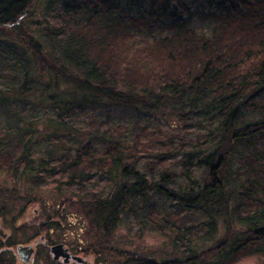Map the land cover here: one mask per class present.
I'll use <instances>...</instances> for the list:
<instances>
[{
	"label": "trees",
	"instance_id": "1",
	"mask_svg": "<svg viewBox=\"0 0 264 264\" xmlns=\"http://www.w3.org/2000/svg\"><path fill=\"white\" fill-rule=\"evenodd\" d=\"M0 63L26 70L22 97L38 68L69 88L78 98L63 114L87 103L177 121L40 153L33 131L12 125L0 132V171L80 192L102 238L141 205L171 250L127 252L123 264H264V0H0ZM94 181L111 183L104 197L88 194Z\"/></svg>",
	"mask_w": 264,
	"mask_h": 264
},
{
	"label": "rangeland",
	"instance_id": "2",
	"mask_svg": "<svg viewBox=\"0 0 264 264\" xmlns=\"http://www.w3.org/2000/svg\"><path fill=\"white\" fill-rule=\"evenodd\" d=\"M43 6L42 1L34 6L33 21H40L42 16L39 12ZM195 26L200 33H207L209 30L203 24ZM43 46L45 50H49L48 44ZM6 68L7 66L0 63L1 94L6 91L5 95L8 96L7 101L0 104V132L3 129L9 130L12 125L28 128L33 131L34 143H37L34 152L37 153L43 151L41 148L51 147L55 142L59 143L54 147L61 149L63 145L72 147L85 141L97 145L108 138L130 140L137 125L136 121L146 124L150 130L157 128L164 131L170 124L177 122L169 113V117L165 118L145 113L136 115L132 111L103 104H80V109L72 108L73 112L63 114L57 107H62V102L66 106L67 101L70 102L73 97L78 98L72 95L69 88H64L59 83L54 85L53 78L39 68H34L35 71H30L33 78L29 83L31 91L22 97L16 90L19 89L17 86L24 73L21 72L25 69L12 68L8 71ZM48 94L55 99V105L48 100ZM57 115L63 120V127L55 123ZM110 184L94 181L88 184L91 189L88 194L93 192L95 196L104 197L110 190ZM54 185L49 181L34 187L24 177L15 178L11 172L0 171V212L5 214L0 216V246L6 247L9 243V247L14 249L18 245L28 246V243H34L38 247L39 237L42 235L51 243H63L72 250L83 251L84 259H87L86 253L90 249L99 251L100 259H104L107 264H123L127 252L139 251L140 254H152L159 259L171 250L168 240L170 238L156 235L145 227L143 219L140 218L143 211L141 205L113 223L114 228L108 229L107 236L102 238L93 223V216H87L81 210V193L65 188L63 190V187L57 189ZM162 204L160 200L154 201L155 210L159 212L166 208ZM47 225H50L49 231L42 232ZM34 233L38 235L35 236ZM167 236L172 237L168 234ZM262 261L263 259L251 257L240 264H261Z\"/></svg>",
	"mask_w": 264,
	"mask_h": 264
},
{
	"label": "flooded vegetation",
	"instance_id": "3",
	"mask_svg": "<svg viewBox=\"0 0 264 264\" xmlns=\"http://www.w3.org/2000/svg\"><path fill=\"white\" fill-rule=\"evenodd\" d=\"M38 244L39 246L37 247L34 243H28V245L32 246L31 254H29L30 256L28 257L24 254L20 256L17 253L16 247L14 249L11 247L0 248V264H81L75 262L71 257L80 258L83 264H107L104 259H100L101 253L96 250L93 251L90 249L88 253H86L87 259H84L82 257L83 251L79 249L72 250L71 247H67L63 243H51L42 235L39 237ZM57 244L63 245V249H59V251L65 254L54 258V254L51 252V249L48 248Z\"/></svg>",
	"mask_w": 264,
	"mask_h": 264
},
{
	"label": "water",
	"instance_id": "4",
	"mask_svg": "<svg viewBox=\"0 0 264 264\" xmlns=\"http://www.w3.org/2000/svg\"><path fill=\"white\" fill-rule=\"evenodd\" d=\"M17 249V253L21 256V255H26L27 257L30 256L29 254H31V249H32V246L31 245H28V246H17L16 247ZM48 249H51V252L54 254V258H57V256L59 255H64L63 253H61V251H59V249H63V245L62 244H57V245H54ZM75 262L77 263H81L83 264V261L80 259V258H76V257H71Z\"/></svg>",
	"mask_w": 264,
	"mask_h": 264
}]
</instances>
